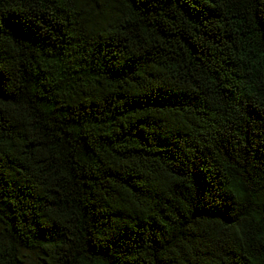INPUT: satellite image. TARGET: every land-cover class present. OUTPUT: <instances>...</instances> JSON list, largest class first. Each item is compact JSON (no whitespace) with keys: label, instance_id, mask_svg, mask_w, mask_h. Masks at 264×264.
Here are the masks:
<instances>
[{"label":"trees","instance_id":"obj_1","mask_svg":"<svg viewBox=\"0 0 264 264\" xmlns=\"http://www.w3.org/2000/svg\"><path fill=\"white\" fill-rule=\"evenodd\" d=\"M0 264H264V0H0Z\"/></svg>","mask_w":264,"mask_h":264}]
</instances>
